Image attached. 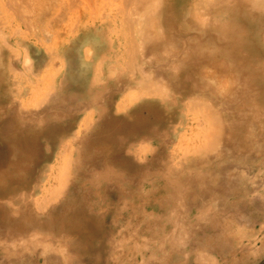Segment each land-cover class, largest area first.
I'll use <instances>...</instances> for the list:
<instances>
[{"label":"rangeland","instance_id":"rangeland-1","mask_svg":"<svg viewBox=\"0 0 264 264\" xmlns=\"http://www.w3.org/2000/svg\"><path fill=\"white\" fill-rule=\"evenodd\" d=\"M62 1L32 0L42 11L33 29L29 2L20 17L4 3L19 55L14 74L6 54L1 67L0 264H264V49L255 28L245 32L250 55L158 50L145 67L166 95L148 97L139 70H111L127 33L122 0H77L71 11ZM184 1L163 0L181 45L192 29ZM210 15L238 18L226 8ZM195 23L193 38L204 40ZM221 81L237 88L228 99L212 90ZM213 110L222 118L216 149L185 159Z\"/></svg>","mask_w":264,"mask_h":264},{"label":"bare ground","instance_id":"bare-ground-1","mask_svg":"<svg viewBox=\"0 0 264 264\" xmlns=\"http://www.w3.org/2000/svg\"><path fill=\"white\" fill-rule=\"evenodd\" d=\"M42 1L39 0L40 3ZM66 1H68L70 4L73 3L72 6L74 8L71 7L72 9L70 8L69 11L75 9V7L78 8L77 0H66ZM66 1H64V2H66ZM90 1L96 2L97 0H90ZM22 2H24V3H22ZM28 2H29V4L27 5ZM84 2H85V0H84ZM122 2L124 4L122 14H123V18H125L124 21L127 23V33L122 34L125 39L120 40V45H119V47L121 49V50L119 49L121 52L120 57L117 56L118 59H116L117 61H115V64L113 66H111L112 67L111 70L116 71V70H118L119 66L124 67L128 71L126 73H129V74H133L136 70H139L141 77L140 76L137 77L135 75H132V77L135 76V79L137 80V82L139 81V83H141L142 87L144 88V90H143V91H145L144 93L146 95L149 94L152 97L155 96L158 98H163L166 95L165 93H163L164 92L163 87H161L160 85H157V82L152 78V76L146 72L147 68L145 67L146 61L148 60V62H149L150 60H152L153 59L152 54L155 55V53L158 50H160L161 52L165 51L168 54L170 52H172L174 55H176V58H177V56L181 57V52L183 49H189V53L186 55V58L189 59L192 57L193 51L195 53L200 54V55L205 54V56L206 55L209 56L212 54V52H214V49H216L218 51L219 50H225V51H229V52L232 51L233 52L234 49H236V48L239 49L241 47L248 53V55H250V51L252 50L250 43H252V42H247V40H246L247 35H245V32H246V30H252V28H255L254 33H255V36L257 37V43H258L257 47L261 51H262V49H264V0H185L183 3V11H184L183 13H184V16L186 18L188 17L190 19L188 21L190 22L192 29L190 30V28H188V32H189L188 35L189 36H188L187 40L185 39L186 41H184V42L182 41L183 46L180 44L179 38L176 39L172 33V31L175 29L166 26V24H168V23L165 24V22L163 20V11H164L163 0H122ZM4 3L11 10L10 14L12 12L13 14H16V15H19L18 11L20 9L23 10L22 6L27 5L28 8L30 9V11L32 12V16L29 18V23H30V26L32 27L31 29H33V27L35 26L34 20H37V19L40 20L41 19L40 17H42V15H41L42 11L39 12L40 11L39 8H38L39 11L32 8L33 7L32 6V0H8V1L4 0V1L0 2V80H3L5 78V74H6L5 71L2 72V68H1L2 66L4 67L6 64V62L4 61V58H3L5 56V54H6V57L8 58V60H7L8 70H10L13 74L17 70L16 69V63L14 61L15 60L14 57H18V55H19V54H17V51H15L14 45L11 44V42H10L11 41L10 39H11L12 35L14 34V32H13V34H10V36L8 38L6 35V32L4 31L5 28L7 27L6 26L7 21L5 19L7 17V15H6V12L4 10ZM102 3H100V4H102ZM52 4H54V3H52ZM68 4H65V5H68ZM123 4H122V7H123ZM62 5H64V3ZM94 5H95V3H94ZM94 5H91V6H94ZM42 7L43 8L45 7L43 9V11L45 13L47 11V5L42 6ZM68 7H69V5H68ZM68 7H66V9H68ZM181 7H182V5H181ZM28 8H26V10ZM225 8L232 11L234 16L237 15L238 18H236L235 21H234V19H231L230 23L229 22L221 23V22H217V20L213 19L212 16L210 15V13L212 11H214L216 13L220 9H225ZM29 9H28V11H29ZM61 9H62V7H61ZM121 10H122V8H121ZM24 11H25V9H24ZM63 11H66V10L63 9ZM25 12H27V11H25ZM66 13H67V11H66ZM83 13L85 14V11ZM2 14H3V16H2ZM59 15L62 16L65 14L61 13ZM44 16L47 17L49 15H48V13H45ZM60 16H58L57 18L55 17V19L61 20ZM19 17H20V15H19ZM104 18H106V17H104ZM177 18H178V16H177ZM194 19L196 22L195 24H197V25H195L196 26V28H195L196 33H198V35H200L202 38H204V40L200 41V39L197 40L196 38L195 39L193 38V24H192V22ZM27 20H28V18H27ZM47 21L49 22V20H47ZM55 21L56 20H54V22ZM58 25H59V22H58ZM58 25H56V26H58ZM48 26H50V25H48ZM15 32H18V30ZM122 32H124V31H122ZM207 33L210 34L208 39L205 37L206 35H208ZM14 36H16V35L14 34ZM195 36H197V35H195ZM14 41L16 42L17 40L15 39ZM165 52H163V55L165 54ZM26 55L27 54H25L24 56H26ZM230 57H231L232 63L235 64L236 63L235 62V56L232 53H230ZM248 57L249 56H245L244 58L242 57V60H241L243 62L242 64H245V62H247ZM164 58H165V56H164ZM29 60L30 59L25 58V59H23V62L25 64H29V63H26V62H30ZM156 60L160 62L159 56L156 58ZM164 60L167 61L166 58ZM220 61H222V60H220ZM24 63H23V65H24ZM169 63H170L171 67H174V69L173 68H171V69L176 71L175 68L179 64V62L177 60H170ZM239 64H240V61H239ZM168 68H169V66H168ZM134 74H136V73H134ZM231 75H233V73ZM14 76H12V81H13ZM222 76L224 78V75H222ZM242 77L243 76H241L240 78H242ZM236 78L234 77V79H236ZM225 79H224V81H225ZM246 79H248V77ZM7 80H8V77H7ZM221 80H223V79H221ZM230 81H231V79H230ZM225 82H228V81H225ZM225 82H223V81L217 82V83L212 82L214 85L212 87L213 88L212 90H214L213 92L215 94H217L218 96H221V99L222 98L226 99L227 97L228 98L231 97L233 90H235V88H236V86L234 88H232L231 84L229 85ZM160 83H161V81H160ZM239 83H241V82L239 81ZM11 84H12V82H11ZM202 87H204V86H202ZM238 88H240V87H238ZM203 90H205V89H203ZM137 95H139V94H137ZM136 98H138V96ZM242 98H243V96H242ZM197 103H202V102H197ZM207 104H209V103H207ZM238 105H240V104H238ZM190 106H192V105H190ZM134 107H136V106H134ZM190 109H191V107H190ZM222 109H224V108H222ZM230 109H232V108H230ZM207 110H208V108H207ZM214 111L215 110H213L212 112H209V115L211 114V116L213 117V120H214V122H212L213 124L210 123V124H212V126L204 127L202 132L199 133L197 145H194L191 147L189 146V149H188V147L186 148V150L187 149L188 150L184 153L185 159H189L191 157L193 158V155L197 156V157L203 156V158H204V155H207L206 153L209 150L216 149V145L219 142V140L221 139V137H222L221 134L223 131H221L222 127L220 126V121L222 118L220 120H218V118L216 117L217 115H216V113H214ZM218 114H219V112H218ZM214 117H216V118L214 119ZM19 118H20V116H19ZM229 121H227V122L229 123ZM117 123H118V121H117ZM222 125H224V123ZM225 125H227V124H225ZM225 136H226V133H225ZM225 144H227V143H225ZM221 150H222V147H221ZM221 150L219 149L218 152L220 153ZM223 151L224 150H222V152ZM182 156H183V153H182ZM70 162L68 164H70ZM65 184H66L65 180H60L59 181V187H56L54 189L52 195L57 196V194H59V191H63L65 188ZM205 186L206 185L204 184V187ZM46 201H47V199H46Z\"/></svg>","mask_w":264,"mask_h":264}]
</instances>
